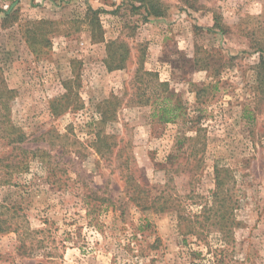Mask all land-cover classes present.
<instances>
[{
    "label": "rangeland",
    "instance_id": "rangeland-1",
    "mask_svg": "<svg viewBox=\"0 0 264 264\" xmlns=\"http://www.w3.org/2000/svg\"><path fill=\"white\" fill-rule=\"evenodd\" d=\"M157 1L165 16L147 20L131 0H20L5 27L0 13V86L29 152L27 170L0 184L18 223L0 232V264H264V0ZM38 21L45 39L31 47L23 32ZM66 87L82 108L52 116ZM162 104L179 106L175 123L154 116ZM195 136V149L179 145ZM12 154L0 142V159ZM215 166L229 173L222 230L209 210ZM128 176L175 207L136 206ZM177 215L196 227L186 242Z\"/></svg>",
    "mask_w": 264,
    "mask_h": 264
},
{
    "label": "trees",
    "instance_id": "trees-1",
    "mask_svg": "<svg viewBox=\"0 0 264 264\" xmlns=\"http://www.w3.org/2000/svg\"><path fill=\"white\" fill-rule=\"evenodd\" d=\"M10 2V5L8 6V9L6 10H0V13L3 16L2 19V26L5 27L7 24H11L16 20V9H14V5L18 3L20 0H8ZM134 3H140L139 7H134L135 10L144 8L146 12L145 20L148 18H160L164 17L166 14V9L163 8V5L158 2L157 0H131ZM134 6V5H133ZM86 19L89 21V24L92 26V28L98 27V18H97V11L92 10L90 7H87ZM45 21H38L30 23V27L25 29L23 32V36L25 38V41L29 46H34L35 44H42L44 41V33L43 32H36L39 25L44 24ZM217 23V21H216ZM32 24L34 26H32ZM38 25V26H36ZM42 27V26H41ZM101 38V37H99ZM117 61L114 60L111 56V63L108 64L109 68H119L121 67V62L124 59L125 54H121ZM115 62V63H114ZM259 70L264 71V58L260 57V63L258 66ZM138 74H141V77L146 75L149 77H155L156 75L151 72H142L141 70L137 71ZM139 78L140 83L143 82V79ZM160 86H162L163 90L162 92H165L164 87L166 86V83H160ZM66 93L62 95L60 98L55 99L50 104V113L52 116H60L63 113H65L67 110H77L82 108L76 103L77 99V93L70 90V88L66 87ZM14 94L13 90L7 89L5 86H0V142L3 146L10 148L11 152L14 153V151H19L18 154H12L11 157H8L7 159H0V168L6 169V172H3V177H0V184L9 185L10 181L8 179L9 176H12L13 173H21L25 172L28 168L27 164V154L29 153L25 149H22L20 145L26 141V135L25 133L17 126L13 125L9 119H7L9 115V106L8 101ZM167 99V98H166ZM108 104L109 102H104L103 104ZM102 110V109H101ZM178 105H161L157 113L154 114L156 116L157 120L161 124H169V123H175L178 119ZM111 116L112 113L110 112ZM108 114L101 111V120L93 125H95L96 128L99 130L94 135L95 140L93 143L94 150L99 153V155L102 157L104 153L109 152L112 148V145L108 143L107 137L105 135H101L102 128L108 119ZM111 118V117H110ZM184 142H192L193 147L192 149L196 148V144L198 142V137H188L184 138L183 141H179V145L182 146ZM123 149L119 148V153L122 152ZM180 151V149H179ZM19 159H18V157ZM118 158L121 157V155H117ZM174 157H178L177 155L174 156L173 154H169L166 157L165 162L160 163L161 169L165 171V175H167L168 170L166 171V165L171 164V160ZM3 162H7L6 165H3ZM127 161H125V164ZM159 164V163H158ZM127 166V164H126ZM0 172L1 169H0ZM229 178V173L226 169L222 167H216L214 168V190L211 192L210 197L212 198L213 205L218 206L214 207L212 206L210 211L213 212V215L215 216L217 226L219 230H222L225 225L221 223L222 219L225 218L226 215V208L225 206V197L228 196L229 192L228 189L224 187L225 180ZM128 185L126 188V192L129 195V200L134 202L136 206H139L143 210H153L158 213H163L167 210H170V208L175 207L173 206L174 202L170 199V197L163 195L161 192V195L158 196H151L150 190L141 187L138 183L132 180L130 176L127 177ZM112 201V200H111ZM14 207H4V205H0V232H5L7 230H16V227L14 224H17L13 220L12 217H5L10 209ZM5 209V211L3 210ZM173 209V208H172ZM202 212H205L206 209L203 208ZM5 217V218H4ZM187 219L185 217H182L180 215H177V223H178V230L180 231V234L183 236L184 242H186L185 237L194 234L196 231V227H191L186 223Z\"/></svg>",
    "mask_w": 264,
    "mask_h": 264
}]
</instances>
